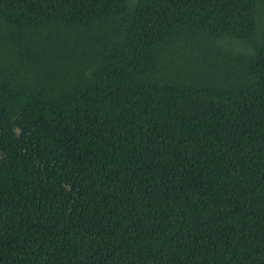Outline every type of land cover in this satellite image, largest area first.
I'll list each match as a JSON object with an SVG mask.
<instances>
[{
	"label": "trees",
	"instance_id": "16d2710c",
	"mask_svg": "<svg viewBox=\"0 0 264 264\" xmlns=\"http://www.w3.org/2000/svg\"><path fill=\"white\" fill-rule=\"evenodd\" d=\"M0 264H264V0H0Z\"/></svg>",
	"mask_w": 264,
	"mask_h": 264
}]
</instances>
